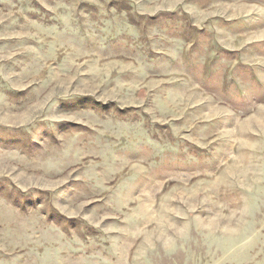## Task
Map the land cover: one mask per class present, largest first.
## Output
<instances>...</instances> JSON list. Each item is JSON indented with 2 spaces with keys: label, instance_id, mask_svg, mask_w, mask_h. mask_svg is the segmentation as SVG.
Segmentation results:
<instances>
[{
  "label": "rangeland",
  "instance_id": "1",
  "mask_svg": "<svg viewBox=\"0 0 264 264\" xmlns=\"http://www.w3.org/2000/svg\"><path fill=\"white\" fill-rule=\"evenodd\" d=\"M0 264H264V0H0Z\"/></svg>",
  "mask_w": 264,
  "mask_h": 264
}]
</instances>
